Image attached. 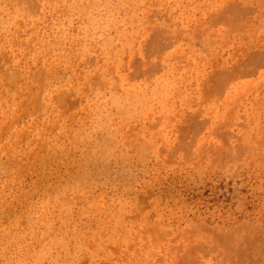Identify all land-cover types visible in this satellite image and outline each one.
<instances>
[{
	"label": "rangeland",
	"instance_id": "rangeland-1",
	"mask_svg": "<svg viewBox=\"0 0 264 264\" xmlns=\"http://www.w3.org/2000/svg\"><path fill=\"white\" fill-rule=\"evenodd\" d=\"M0 264H264V0H0Z\"/></svg>",
	"mask_w": 264,
	"mask_h": 264
},
{
	"label": "bare ground",
	"instance_id": "bare-ground-1",
	"mask_svg": "<svg viewBox=\"0 0 264 264\" xmlns=\"http://www.w3.org/2000/svg\"><path fill=\"white\" fill-rule=\"evenodd\" d=\"M229 243H230V242H229ZM229 243H228V244H229ZM229 245H231V244H229ZM229 247H230V246H229ZM230 248H231V247H230ZM230 251H231V250H230ZM237 251H238V250H237ZM248 260H249V259H248ZM261 262H262V261H261Z\"/></svg>",
	"mask_w": 264,
	"mask_h": 264
}]
</instances>
